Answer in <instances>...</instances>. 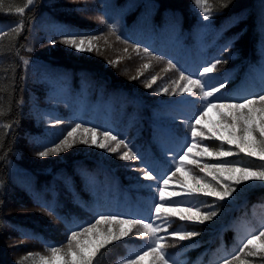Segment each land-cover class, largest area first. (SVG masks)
Here are the masks:
<instances>
[{
	"label": "trees",
	"instance_id": "obj_1",
	"mask_svg": "<svg viewBox=\"0 0 264 264\" xmlns=\"http://www.w3.org/2000/svg\"><path fill=\"white\" fill-rule=\"evenodd\" d=\"M93 1L100 20L83 25L63 16L52 0H34L23 14L16 13L15 8L26 0H0V33H7L0 35V264L39 263L22 245L16 247L21 256L10 260L6 250L8 227L21 239H35L48 251L50 246H63L72 231L94 223L100 215L147 220L152 214V197L128 182L115 165L78 147L63 151L46 164H28L26 159L31 155H26L27 143L22 144V139L34 76L64 99L74 123L124 138L142 157V163L135 161V167L147 164L157 174L167 172L171 165L157 157L155 129H147L144 118L160 105L144 103L141 96L145 92L137 86V78L147 76L156 64L152 60H168L174 76L183 71L193 78L199 77L204 65L221 61L203 78L215 77L211 85L226 84L215 94L218 102H235L244 91L249 97L264 94V0H208L212 10L207 20L195 0ZM21 21L23 27L12 31ZM104 32L128 46H121L128 55L136 54L126 55L131 63L120 64L129 72H121L119 64L103 65L102 53L101 59L36 53L47 35L71 38ZM103 39L108 41V37ZM137 48L138 52L134 50ZM144 64L149 68L144 69ZM37 138L35 154L54 145ZM253 164L257 167L258 163ZM18 203L31 204V210L36 208L46 216L12 215ZM215 205L217 216L203 224L186 227L171 219L174 229L195 230L199 235L172 250L165 249L169 262L223 264L225 258L239 255L233 264H264V255L239 252L244 243L241 228L251 236L264 231V186L246 191L228 213L224 206ZM194 242L195 247H186ZM138 249L112 242L100 250L94 264H115L122 250L130 257Z\"/></svg>",
	"mask_w": 264,
	"mask_h": 264
},
{
	"label": "rangeland",
	"instance_id": "obj_2",
	"mask_svg": "<svg viewBox=\"0 0 264 264\" xmlns=\"http://www.w3.org/2000/svg\"><path fill=\"white\" fill-rule=\"evenodd\" d=\"M55 2V6L59 12L63 16H66L70 19H73L83 25H94L96 22L100 20L97 12L96 7L94 5L93 0H52ZM77 7V8H74ZM47 39H42L39 48L37 49L38 54L45 53L46 55H54L56 53H62V54H71L76 57L83 56V57H91L93 59L99 58L101 59V53L105 55L103 58L104 63L103 65L113 67L118 65L121 69V72H126L128 69L125 67V65H122L120 67V64L130 61V59L127 56H132L130 53L128 55V52L125 51V49L121 48L128 47L126 45H123L121 42L113 38L109 32H104L102 34H84L79 35L75 37L77 41L80 38H88V37H99V39L93 41V50L92 51H85V52H78L75 48L71 47L69 44L64 43L63 41L68 38H61L58 36H51L47 35ZM108 37V41L104 40ZM56 41L55 45L51 43V41ZM118 48V49H114ZM114 50L116 52H114ZM105 53V54H104ZM114 53V54H113ZM133 56H136V54L133 52ZM132 56V57H133ZM144 58H146L143 55ZM152 60V59H151ZM153 63H156L149 69L150 72H148L147 76H142L137 78V86L142 88L145 92V95H142V101L146 104L151 105H160L159 108H152L151 115H146L145 120V126L147 129L154 128L155 129V149H156V155L158 158H162L167 160L166 162L171 165L170 170L175 171L174 167V160L173 157L176 156L178 159L179 154H182L180 152V149L182 145L186 141L191 140V131H190V125L194 122L192 120V117L199 112L203 105V101L199 99V90L193 89L194 92L197 93L196 96H191L188 93H179V89H177V93H172V87L173 81L179 80V76L176 77L172 74V69H170L168 60L160 61V60H152ZM115 62V63H111ZM142 65L141 63H139ZM32 67V66H30ZM143 67V66H142ZM129 72V71H128ZM163 73L164 76H160L159 74ZM131 74V73H128ZM152 76H156L158 82L155 84H152L151 87H146V83L150 81ZM31 89L29 93L30 99L28 100L26 104V113H25V123L23 125V139L22 144L27 143L26 150L28 152L26 155H31L29 157L28 164L32 165H38V164H46L47 161L50 159L58 157L60 154H62L63 151L59 152L58 154H49L46 157H40L38 153L35 154V150L33 147H35L36 143L34 140L38 139L37 137H41V141L43 142H50V145L52 144H58L61 140L64 139V137L67 135V132L70 131L77 123H74V121L71 119V113L69 108L65 105V101L63 102V98L60 97L54 90L47 88L42 78L37 76H34L31 80ZM185 83V81H181V84ZM168 87L169 91L168 93H164L161 91L162 88ZM146 88V91H145ZM247 91L241 92L236 96L237 100H242L246 96L249 97L247 94ZM247 111V109H245ZM63 116V117H62ZM254 116L255 119V126L257 127L256 137L260 139H264V137L259 136V124H260V117L258 113H255ZM64 119V121H63ZM232 120V113L225 108L219 109V112L216 109H209L207 111L206 116L203 120H201L200 124L196 125V128L198 130L202 129L204 133L207 134V137L205 138L201 136H197L196 139L200 141L201 145H209L210 151H219L221 147L224 150L231 149L233 151V155L226 158L221 159H227L231 162H234L237 164V166L244 165L247 166L253 170H258L260 165H264V160L259 159L258 155L255 156H249L246 154V151H241L240 147H237L239 144V140L236 138L238 135V128H232L229 127V123ZM227 121V122H226ZM86 127V126H82ZM230 133H233V135H230ZM84 136V133L80 130H78L76 134V142L73 144L72 147H78L80 148L79 151H84L85 154H94L95 156L99 157L102 161H105V163L110 165H115L117 168H119L122 171V174L126 176L128 182L134 183L136 185V188L140 191H143L145 194L152 197L154 200L152 202V205L156 202H158V193L156 192L155 188H150L148 185L153 184L154 181H147L144 180L143 177V171L141 170L139 166L135 167L136 162L135 161H121L118 156L119 153H109L103 149L96 148L94 146H89L85 144L79 143V139ZM100 137H98L99 139ZM253 137L251 136H245V142L246 143H252ZM40 141V140H39ZM231 141V143H229ZM21 144V145H22ZM34 144V145H33ZM23 146V145H22ZM52 147V146H51ZM71 148H66L65 150H71ZM50 148V147H48ZM46 149H42V151H45ZM64 150V151H65ZM125 149L121 148V152ZM248 151H254L258 152V149L251 148L248 149ZM193 158L196 162H199L202 166L203 163H209V164H215L218 163L219 160L215 158L213 155H209L208 152L203 151V148H200L199 150L196 148H193L192 152L189 153V156L185 158L184 160L180 161V163H183L187 166V169L192 170V172L199 176V177H205V179L212 181L213 184H216V181L213 180V174L206 173L203 171H200V167H197V163L193 162ZM30 161L38 162V163H30ZM253 163H258L256 166H254ZM256 167V168H255ZM168 172V171H167ZM170 175V172H169ZM216 175L219 176L221 181L223 183L232 184L234 187L238 189V191L234 192L232 196L226 197L224 200H218L216 197H205L203 195H199L196 197V199L193 201L194 203H197L199 201H205L208 204H218L220 206L225 207L226 213L230 212L232 208H234L237 203L240 201L244 193L252 188L257 187H263L264 181H255V180H247L242 181L240 184H235V180L237 178L241 177L240 172H233V173H217ZM180 181L183 182V185L179 183ZM144 183V184H143ZM142 185H144V188H141ZM184 188L186 190H191L198 187H203V182L200 184H197L194 180H192L191 175L189 171L182 169L181 171L176 173V176L169 180L168 185L166 186V194L170 192L173 189L180 190L181 188ZM217 188H219V185H216ZM180 199H184L181 197ZM31 204H15L13 207L12 215H34L37 214V216L42 215L46 216V214H43L41 210H38L36 208H30ZM16 207V208H15ZM201 208L203 211H207V207H205L203 204L201 205ZM179 212L180 210L177 209ZM187 214V213H184ZM162 215H168L167 213H164ZM33 217V216H32ZM40 217V216H39ZM172 220H175L177 222H183L184 226L188 227L191 223V221H181L177 216H170L169 217ZM220 220V219H218ZM157 223H159L157 221ZM101 229L106 228V225H100ZM126 227V226H122ZM8 232L6 233V250L9 255L10 260L13 262L16 258L18 259L21 254L20 252H17V246L22 245L23 249H26L27 251H32L31 253L39 258V256H49L51 253L49 251H45L41 249L40 244L35 240H29V239H21L17 234L10 230V227L6 228ZM174 230L173 227H169L167 229L168 233H172ZM137 229H133L132 232L129 233L128 236L122 237L120 240L113 241L115 243H124V244H131L136 247H140V250L138 252H134L133 256H130L132 258L135 257L136 253H141L142 250L145 248V245L148 243L147 237H140L136 235ZM161 236H165L164 232L158 233ZM240 238L245 243L247 239L251 238L250 233L247 229L241 228L240 229ZM89 240L94 241L95 236L90 234ZM188 240V239H187ZM186 240H179L177 237L172 235L166 236V242L172 246L167 247L165 249L172 250L175 247H178L183 244ZM68 242V241H67ZM67 242L61 246L62 249L65 251L67 250ZM126 246H122V248ZM260 247V241H256V246L253 248V246H249V249H245V252L247 253L250 249L253 251H256L255 255H251L253 257L257 255H264V251H257V249ZM121 248V249H122ZM41 249V250H39ZM121 250H119L120 252ZM118 252V253H119ZM121 257L119 258V261L115 264H126V261L129 257L125 256V253L121 252ZM118 255V254H117ZM71 259V257H69ZM153 257L147 256L143 260L138 261V264H152ZM39 264V263H38ZM55 264H61V261L57 260L55 261ZM171 264V263H170ZM240 264H242L240 262Z\"/></svg>",
	"mask_w": 264,
	"mask_h": 264
},
{
	"label": "snow or ice",
	"instance_id": "obj_3",
	"mask_svg": "<svg viewBox=\"0 0 264 264\" xmlns=\"http://www.w3.org/2000/svg\"><path fill=\"white\" fill-rule=\"evenodd\" d=\"M34 0H26V4L15 8V12L23 14L25 8L32 5ZM197 7L201 9L204 13V19H209L212 5L208 3V0H195ZM225 6L221 4V7ZM11 11V9H9ZM0 11H3V4L0 2ZM23 27V22L21 21L17 28L12 29L14 32H18L20 28ZM0 35H7V33H0ZM99 39V37H88L80 38L78 41L75 37L65 39L63 42L69 44L71 47L75 48L78 52L92 51L93 41ZM55 45L56 41H51ZM139 51V49H134ZM127 51V49H125ZM145 55H148V50L145 49ZM27 63V61H25ZM115 63V62H111ZM221 61L216 60L210 64L204 65L199 70V77L193 78L190 74H185L183 71L180 72L179 80L173 81L172 93L176 94L177 89L179 93H188L191 96H196L197 93L193 89L199 90V99L204 103L197 114L192 117L194 121L190 125L191 140L186 141L181 149L178 159L176 156L173 157L175 171L168 170L161 174H157L153 171L147 164L141 169L143 171V179L147 181H154L153 184L148 185L150 188H155L158 193V202L152 205V214L145 220L140 217L131 218H118L114 215H100L94 223L79 228L71 232L67 238V250L65 251L61 247L50 246L48 251L51 253L49 256H39V264H55V261H61V264H94V258L98 256L100 250L105 248L108 244L113 241L120 240L122 237H126L132 232L133 229H137L136 235L140 237H147L148 243L141 253H136L135 257H129L126 264H138V261L143 260L147 256L153 257L152 264H170L169 258L165 254V248L172 245L166 242V236L172 235L177 237L179 240H187L191 237L199 235L195 230H174L172 233H168L167 229L171 226L170 216H177L181 221H191L194 223L203 224L205 221L212 220L213 217L217 216V205L208 204L205 201H199L194 203L193 201L197 196L203 195L205 197H216L218 200H224L226 197L232 196V194L238 189L232 184L223 183L219 178L217 173H233L240 172L241 177L235 180V184H240L242 181L255 180L264 181V165H260L258 170H253L247 166L240 165L237 166L236 163L231 162L227 159H221L232 156L234 153L231 149L224 150L222 147L219 151H210L209 145H201L200 141L196 139L197 136L207 137L202 129L198 130L196 125L200 124L201 120L207 114L209 109H219L225 108L232 113V120L229 123V127L238 128L237 139L239 144L237 147L241 148V151H246L249 156L258 155L259 159L264 160V139L256 137L257 127L255 126V113L259 114L260 124H259V136L264 137V94L258 97H245L242 100H237L235 102H218L215 96L219 93L221 89L226 87L224 82H220L218 85H211L209 82L215 77L208 76V79H203L206 74H211L216 69L217 64ZM169 68L173 67L169 63ZM144 69H148L149 65L144 64ZM142 74V73H141ZM136 79V77H133ZM157 80L156 76H152L150 81L146 83V87H151L155 84ZM181 81L185 83L181 84ZM162 92L168 93L169 88L164 87L161 89ZM247 109V111H245ZM227 122V121H226ZM78 130L84 133V136L79 139V143L94 146L99 149H103L109 153H119L118 158L121 161H140L142 163V157L139 152L134 148V146L122 137L111 133L110 131L98 130L95 127H82L80 123H77L67 135L58 144H54L52 147L47 148L45 151L38 153L40 157H46L49 154H58L64 151L66 148H71L76 142V134ZM233 135V133H230ZM253 137L252 143L245 142V136ZM98 137H100L98 139ZM231 143V141H229ZM121 148L125 149L120 151ZM193 148L200 149L208 152L209 155H213L219 160L218 163L209 164L203 163L202 166L199 162H196L193 158V162L197 163V167H200V171L213 174L212 181L205 179V177H199L195 175L192 170L187 169V166L180 161L184 160L192 152ZM256 148L258 152L248 151V149ZM185 169L189 171L192 180L197 184L203 182V187L194 188L191 190H186L183 187L180 190L173 189L166 194V186L169 180L176 176V173ZM170 172V175H169ZM183 185V182L180 181ZM216 185L220 187L217 188ZM183 197L184 199H180ZM207 207V211H203L201 205ZM177 209L180 211L178 212ZM167 213L168 215H162ZM187 213V214H184ZM157 221L159 223H157ZM100 225H106L107 227L101 229ZM126 226V227H122ZM164 232L165 236H161L158 233ZM95 236L94 241L89 240V235ZM256 241H260V247L257 251H264V231H260L258 235L253 234L251 238L247 239L243 246L239 248L240 253H244L245 249H249V246L255 248ZM195 242L192 245L186 247H195ZM256 251L249 250L246 255H255ZM71 257V259H69ZM239 255H233L230 259L225 258L223 264H233V261L239 260ZM19 264V262H18Z\"/></svg>",
	"mask_w": 264,
	"mask_h": 264
}]
</instances>
